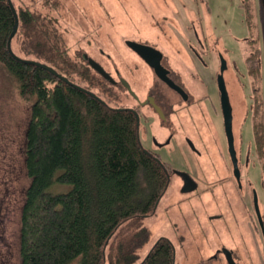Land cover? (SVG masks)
<instances>
[{
    "label": "rangeland",
    "instance_id": "rangeland-1",
    "mask_svg": "<svg viewBox=\"0 0 264 264\" xmlns=\"http://www.w3.org/2000/svg\"><path fill=\"white\" fill-rule=\"evenodd\" d=\"M27 5L51 18L60 41L78 60L88 52L102 62L116 78L131 79L132 67L143 71L147 83L151 72L138 63L126 38L147 37L164 49L170 61L190 83L191 71L200 74L194 86H205L216 97V71L220 54L226 58L225 79L233 103V128L238 155L241 156V180L252 183L264 208V152L256 147L253 120L264 118V10L261 0H12ZM209 6V7H208ZM249 6V7H248ZM245 7V9H244ZM251 15L248 23L246 8ZM202 37L206 46L202 58L193 54L192 44ZM196 37V38H195ZM13 51L28 53L18 36L10 41ZM258 50L262 61L259 77L252 76L245 57ZM93 70L91 87L112 104H128L122 82L113 83ZM142 78V77H140ZM168 91L169 88L165 87ZM257 90L262 104L255 110ZM30 98L19 94L13 76L0 64V264H20L19 228L21 205L29 175L24 162L25 130ZM212 105V104H210ZM149 119L139 127L142 143L160 150L161 158L171 162L172 176L157 200L155 210L144 215L150 234L140 246V255L128 264H139L161 235L175 245V264H229L223 247L233 246L239 264H252L262 256L263 237L254 229L248 211L251 196H243L233 173L228 140L220 106H209L211 124L199 125L197 133L176 119L162 120L150 111ZM161 145L154 143L170 136ZM188 134L195 148L186 141ZM201 149L197 153L194 149ZM242 153H239L241 152ZM264 151V150H263ZM226 152V153H225ZM175 169V170H174ZM185 173L198 181L196 188L184 189ZM70 182L52 181L48 188L65 190ZM247 197L246 202L243 198ZM220 212V214H218ZM221 249V250H220ZM143 256V257H142ZM69 264H79L78 257ZM107 264H117L107 262Z\"/></svg>",
    "mask_w": 264,
    "mask_h": 264
},
{
    "label": "trees",
    "instance_id": "trees-1",
    "mask_svg": "<svg viewBox=\"0 0 264 264\" xmlns=\"http://www.w3.org/2000/svg\"><path fill=\"white\" fill-rule=\"evenodd\" d=\"M12 3L18 21L10 34L14 13L9 0H0V64L13 76L19 94L31 100L20 264H69L76 257L79 264H128L139 257L149 237L144 215L155 210L165 191L171 162L143 145L130 107L90 90L92 68L97 69L87 58L78 60L69 53L51 17ZM248 7L244 14L249 25ZM14 36L25 56L54 70L15 56L7 44ZM259 57L258 50L245 57L255 78L262 70ZM261 104L257 100L256 111ZM253 132L256 147L264 152L263 117L253 120ZM54 180L71 186L52 190L48 186ZM139 264H175L173 240L159 236Z\"/></svg>",
    "mask_w": 264,
    "mask_h": 264
},
{
    "label": "flooded vegetation",
    "instance_id": "flooded-vegetation-1",
    "mask_svg": "<svg viewBox=\"0 0 264 264\" xmlns=\"http://www.w3.org/2000/svg\"><path fill=\"white\" fill-rule=\"evenodd\" d=\"M261 3L263 4L262 6H264L263 0H261ZM196 34L197 36H199V33H196ZM129 38H126V41L130 47L131 54L133 55L135 59H137L138 63L141 64V66L145 67L146 71L151 72L152 83L145 82L143 75H142L143 71H140L139 73V71L135 69V68H139L138 65L135 68L134 67L131 68V71L129 72L131 79L126 78L127 84H125L123 80L121 79L122 75H120L119 78H116L113 75L115 77V80H110V79L109 80L113 83L122 82L125 85V88L127 91V100H128L127 102L128 104H126V106L130 107L135 113L136 122L139 127L149 123L147 122V120L149 119L150 113L147 111V109L157 113L160 117H162V120L167 121L169 118L172 117L171 119L173 120L176 119L177 123L185 122V127L187 129H190L191 131H195L194 134L197 133L199 125L201 126L204 124L205 125L211 124L212 117L209 115V106L211 107L218 106V108L220 106V111H222L223 120H224V112H223L222 101H221V89H220L219 81H218V74L221 71V63H222L221 56L223 55L221 51H219L220 65L216 71L215 80H214V82L216 83L217 93H218V95L215 97L212 94V92L209 91V89H205V86H202V84L199 86H194V84L199 82L200 80L199 71L197 72L195 70V66L193 70L191 71L190 83H187V78H184L182 72L179 71L178 68L170 61L169 57L165 54V51L160 46V44L156 43L154 40H151L150 38H147V37L131 38V39L139 40L144 43H150L161 50L160 62L165 68L166 74H168L177 84V86L173 85L157 72L154 64H152L147 59V56L144 54V52H142L141 50L136 48L133 44H130L128 42ZM196 43H199L200 48L202 49L205 46L207 48V43L202 37L199 36L198 41H196L195 44H192V47L194 48V50H192L193 54L196 55L200 59L202 58V54H201L202 50L197 47ZM158 52H159L158 50L149 48L147 52L145 53L155 59L157 57ZM89 55H92V54H89L88 52H84V56L87 59ZM226 67H227V61H226V66L224 67V69ZM223 74H224V70H223ZM165 87L169 88V90L167 91ZM259 97H260V94H258V90H257V100H261ZM229 99H230V95H229ZM230 102L232 105V113L234 115L233 103L231 99H230ZM153 137L155 139L154 143L162 146L163 144L167 143L170 140L172 135L170 134V136L168 137L166 136L164 139H159L155 135H153ZM184 138L186 139L187 142L188 141L190 142L192 148L193 147L195 148V146L192 145L191 143L192 140L189 139L188 134H185ZM234 141H235V138H234ZM147 148L151 149L154 153H160V150H158V148H156L155 146L147 147ZM228 148H229V145H228ZM194 150L197 153H201L200 148L199 150L197 149H194ZM236 151H237V147H236ZM228 153H230L229 149H228ZM239 153H242V151ZM237 155H238V151H237ZM240 159H241V156L238 155L239 166H240V162H239ZM233 173H234V165H233ZM183 175H184V171H183ZM189 175L191 176L190 177L191 180L190 181H186V179L184 180V189L193 190L194 188L197 187L198 181L195 178V176H193L192 174H189ZM237 182H238V186H240V189L242 188L245 189V192L240 191V193L243 196H247V197L251 196L252 209L249 210L248 213L251 219L253 220L255 231H257L263 237V245H264V208H261L259 205L261 214L257 212V206L255 205V199H254V189L255 188L252 185V183L248 182L246 185H248L249 187H244L243 181L242 183H239L237 179ZM247 197L246 198L242 197L243 202H246ZM218 214H220V212ZM228 248L230 250V254L233 256L237 264H239L237 257L235 255L236 253L235 248L233 246H230ZM224 252L226 254L229 264H231L230 258L227 255V252L225 250ZM252 264H264V249H263L262 256H258L256 258V262H252Z\"/></svg>",
    "mask_w": 264,
    "mask_h": 264
},
{
    "label": "water",
    "instance_id": "water-1",
    "mask_svg": "<svg viewBox=\"0 0 264 264\" xmlns=\"http://www.w3.org/2000/svg\"><path fill=\"white\" fill-rule=\"evenodd\" d=\"M263 2H264V0H263ZM9 3L11 5L13 13H14V22H13L12 29L10 31V34H12L15 31V29H16L18 17H17V12H16V9H15L12 1L9 0ZM128 42L130 44H133L136 48H138L142 52H144V54L147 56V59L152 64H154L157 72L162 77H164L171 84L177 86L176 82L168 74H166L165 68L163 67V65L160 62L161 50L159 48H157L156 46H154V45H152L150 43H144V42H141L139 40L131 39V38L128 39ZM7 44L10 45V40L9 39L7 40ZM149 48H152L154 50H158L159 51L158 54H157V57L155 59L150 57L148 54L145 53V52H147V50ZM10 50L17 57H20V58L25 59V60L34 61V62L39 63V64H41V65H43V66H45V67H47L49 69L54 70L52 65H50V64H48V63H46L44 61H41V60H38V59H35V58H32V57H23V56H20V55L16 54L13 51V49L11 48V46H10ZM221 59H222L221 71L218 74V81H219V86H220V89H221V101H222V107H223V112H224L225 129H226V134H227V139H228L230 155H231V158H232V161H233V165H234V173H235L239 183H242V180H241V169H240V166H239V163H238V155H237L235 141H234L235 136H234V130H233L232 105H231V102H230V99H229V92H228V87H227V84H226L225 76L223 74L224 67L226 66V59H225V57L223 55L221 56ZM88 60L91 63V65H93L105 77H107L110 80H115V77L113 76V74L97 58H95L92 55H89L88 56ZM63 76L65 78H67L65 75H63ZM121 79L123 80V82L125 84H127L126 77L122 76ZM90 90L95 92L92 89H90ZM191 143H192V145L195 146V144L192 141H191ZM190 177L191 176L189 175V173H185L186 181H190L191 180ZM254 199H255V205L257 206V212L259 214H261L260 209H259L258 194H257L256 189H254ZM223 249L227 252V255L230 258V263L231 264H237V262L235 261L233 256L230 254L229 248L224 246Z\"/></svg>",
    "mask_w": 264,
    "mask_h": 264
}]
</instances>
